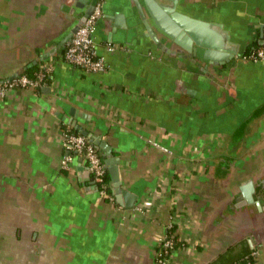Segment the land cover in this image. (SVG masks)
I'll list each match as a JSON object with an SVG mask.
<instances>
[{"label": "crops", "instance_id": "crops-1", "mask_svg": "<svg viewBox=\"0 0 264 264\" xmlns=\"http://www.w3.org/2000/svg\"><path fill=\"white\" fill-rule=\"evenodd\" d=\"M69 1L0 0V84L53 67L41 87L0 95V264H154L170 224V264H233L252 252L264 264V61L243 59L262 44L264 0H155L212 25L235 51L225 65L155 31L165 52L130 0H104L103 73L63 60L81 18ZM121 2L131 21L112 33L106 16ZM72 130L99 139L105 165L118 161L133 209L117 202L107 166L113 200L64 148Z\"/></svg>", "mask_w": 264, "mask_h": 264}, {"label": "water", "instance_id": "water-1", "mask_svg": "<svg viewBox=\"0 0 264 264\" xmlns=\"http://www.w3.org/2000/svg\"><path fill=\"white\" fill-rule=\"evenodd\" d=\"M130 1L138 17L143 22L149 37L165 52L171 53V50H168L167 47V49L165 48L160 39L155 35V31L177 44L182 54L193 55L195 58L198 57V59L218 65H225L233 58L232 55L235 54V51L225 47L223 36L215 32L212 25L191 19L177 12L167 13L155 0ZM98 2L99 0H92L90 3L88 0H70L68 2L74 4L71 13L75 14L76 12V16L80 15L81 18L64 42L72 40L80 26L92 14ZM111 13H107L106 18L112 33L117 32L120 28H125L127 23L131 21L127 6L122 2L120 3L119 11ZM180 52L174 51L172 54L180 56ZM185 56L188 57L187 55ZM82 134L90 138L96 147L102 146L99 139L93 137L91 134H88L86 131ZM111 159L113 160V158ZM106 166L111 174V187L113 188L117 202L128 210L133 209L137 202V196L121 184L118 161H106ZM252 190V185H248L243 190L244 199L250 204L254 202Z\"/></svg>", "mask_w": 264, "mask_h": 264}, {"label": "built area", "instance_id": "built-area-1", "mask_svg": "<svg viewBox=\"0 0 264 264\" xmlns=\"http://www.w3.org/2000/svg\"><path fill=\"white\" fill-rule=\"evenodd\" d=\"M103 5L104 0H99L94 11L80 26L63 55V60L66 63L89 73H103L107 70L106 61L104 58L100 57L97 52L95 38L98 21L103 16ZM108 50L109 52H115L117 47L110 45ZM243 59L252 63L264 61V27L262 44L258 48L243 55ZM52 70V66H45L43 70L36 74L34 79H31L27 75H22L14 80L1 83L0 95H3L7 90H14L17 88H39L43 85ZM63 146L67 151H73L82 157L92 176L93 182L97 186H100V194L113 200L106 191L107 184L105 176L107 174V168L101 159L97 147L92 142L89 143L84 135L72 132L66 133ZM162 149L169 153L168 149ZM71 162L72 158L69 155L64 157L62 161L63 168L68 169ZM167 230V234L158 242L154 264H170L172 254L176 249L173 224H170ZM233 264H259L257 262V253L252 252Z\"/></svg>", "mask_w": 264, "mask_h": 264}, {"label": "trees", "instance_id": "trees-1", "mask_svg": "<svg viewBox=\"0 0 264 264\" xmlns=\"http://www.w3.org/2000/svg\"><path fill=\"white\" fill-rule=\"evenodd\" d=\"M258 48V47H257ZM256 49V48H255ZM252 51V50H251ZM250 51H247L246 52V54L247 53H249ZM38 73V71H35V70H27L26 72H25V75H27L28 77H30L31 79H34V77L36 76V74ZM74 133H79L78 131H74V130H72ZM87 138V140H88V142L89 143H91L92 141H91V139L90 138H88V137H86ZM102 159V158H101ZM102 161H103V159H102ZM103 163H104V161H103ZM105 181H106V191H107V193L108 194H110L111 195V191H110V185H109V183H110V177H109V174H108V171H107V174H106V176H105ZM98 187V189L100 190V186L98 185L97 186ZM112 196V195H111ZM171 232V231H170ZM176 239V238H175ZM177 240V239H176ZM176 247H177V241H176Z\"/></svg>", "mask_w": 264, "mask_h": 264}]
</instances>
